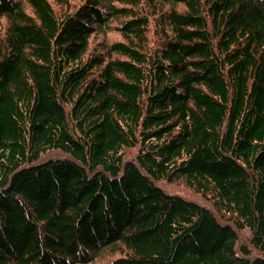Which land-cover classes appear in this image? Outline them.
<instances>
[{"label":"trees","instance_id":"1","mask_svg":"<svg viewBox=\"0 0 264 264\" xmlns=\"http://www.w3.org/2000/svg\"><path fill=\"white\" fill-rule=\"evenodd\" d=\"M0 264H264V0H0Z\"/></svg>","mask_w":264,"mask_h":264},{"label":"rangeland","instance_id":"2","mask_svg":"<svg viewBox=\"0 0 264 264\" xmlns=\"http://www.w3.org/2000/svg\"><path fill=\"white\" fill-rule=\"evenodd\" d=\"M120 37L121 36H120L119 32L117 30H115L114 28H112L108 32V35H107V38L109 40L119 39ZM131 152L132 153H135V148H131ZM163 184L165 186H167L168 188H170L171 190H174V192H181V193H185L186 195H192V196L195 195L189 188H186L185 186H183V184L180 183L179 181H175L173 183H166V182H164ZM243 235L244 236L247 235V231L246 230L243 231ZM101 260H103V259H101ZM101 260H99V261H101ZM103 263H105V259H104Z\"/></svg>","mask_w":264,"mask_h":264},{"label":"bare ground","instance_id":"3","mask_svg":"<svg viewBox=\"0 0 264 264\" xmlns=\"http://www.w3.org/2000/svg\"><path fill=\"white\" fill-rule=\"evenodd\" d=\"M249 239H250V238H249ZM249 239H248V240H249ZM260 251H261V250H260ZM253 258H254V257H253Z\"/></svg>","mask_w":264,"mask_h":264}]
</instances>
